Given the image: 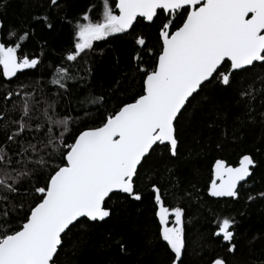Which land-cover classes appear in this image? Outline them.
<instances>
[{
  "label": "snow or ice",
  "instance_id": "obj_1",
  "mask_svg": "<svg viewBox=\"0 0 264 264\" xmlns=\"http://www.w3.org/2000/svg\"><path fill=\"white\" fill-rule=\"evenodd\" d=\"M113 3L114 7L103 0L101 19L94 20L85 12L83 22L75 23L73 50L63 60L76 68L60 66L51 83L69 95L76 87L82 89L76 101L84 116L90 118L88 103L98 109L108 102L105 95L89 90L95 64L94 42L132 35L136 25L148 22L157 28L159 47L149 48L145 35L133 36L132 61L140 78V91L130 102H122L112 111L105 109L98 125L81 128L82 118L61 116L56 110L59 101L48 100L43 89L38 95L24 91L20 100L14 98L19 92L6 91L0 105V264H56L73 229L113 217L114 198L142 201L140 181L152 155L163 149L171 157L178 156L179 123L190 100L208 84L217 82L230 88L239 72L264 68V0ZM6 4L7 0H0V10ZM61 4L62 0H48V10L32 19L52 29L53 10H59ZM3 27L0 19V29ZM8 35L16 37L17 31L10 30ZM29 35L26 30L18 39L23 41ZM20 50L19 42H0L4 77H16L18 72L42 63L41 57ZM100 55H104L103 50ZM80 72L83 75H78ZM125 78L135 79L127 74ZM68 80L76 82L73 89ZM122 85L123 81L117 79L113 91H121ZM255 93V88H243L239 93L252 120ZM89 96L95 98L88 101ZM260 116L264 121V112ZM256 166L251 154L242 155L238 166L216 159L208 193L238 199L242 182L247 183ZM151 191L159 235L174 254L172 264H183L187 246L185 208L165 206L159 185L153 183ZM259 196L264 198V192ZM234 228L235 221L226 217L213 233L228 244L230 252L237 247ZM115 242L121 251L126 250L125 241ZM212 264L228 261L218 257Z\"/></svg>",
  "mask_w": 264,
  "mask_h": 264
},
{
  "label": "trees",
  "instance_id": "obj_2",
  "mask_svg": "<svg viewBox=\"0 0 264 264\" xmlns=\"http://www.w3.org/2000/svg\"><path fill=\"white\" fill-rule=\"evenodd\" d=\"M109 3L114 7L113 0ZM46 10L48 0H7L5 8L0 10V19L4 21L0 42L9 45L19 42L23 54L42 59L37 68L22 70L12 78L4 77L0 66V105L4 103L6 91L19 92L20 95L14 98L20 100L24 91L38 95L43 89L48 100L59 101L56 110L61 116H80L81 128L96 126L102 121L105 109H117L140 91V78L135 74L132 61L133 36L145 35L150 41L147 46L156 50L159 47L157 28L141 22L135 26L132 35H117L94 42L95 64L89 90L96 95H105L108 102L98 109L88 103L89 118L77 104L76 96L82 89H73L76 82L67 81L73 89L69 95L51 80L55 70L62 65L75 70V64L63 60L73 50L75 23L83 22L85 12L94 20L101 19L103 0H62L60 9L53 10L52 29L42 21L32 19ZM10 30H16L17 36H9ZM26 30L30 32L29 37L20 41L18 36ZM126 74L135 79H126ZM117 79L122 80L123 85L121 91L114 92L112 85ZM262 80L264 68L257 66L239 72L232 87L225 88L213 82L191 99L179 123L178 156L171 157L163 149L152 155L140 181L144 199L114 198L113 217L107 222L73 229L56 264H172L174 254L159 235L157 206L151 191L153 183L160 186L165 206L185 208L187 246L183 264H211L218 257L225 258L228 264H264V198L259 196L264 192ZM243 88L256 89V99L252 102L254 120L249 118L246 101L240 98ZM94 98L89 96L88 101ZM76 131L74 127L73 133ZM68 142H71V136ZM244 154L253 155L257 166L247 183L240 187L239 198H212L207 189L215 160L221 158L237 165ZM249 196L254 199L249 200ZM226 217L235 221V252L228 251V244L213 235L218 223ZM118 239L126 242V250L121 251L115 242Z\"/></svg>",
  "mask_w": 264,
  "mask_h": 264
},
{
  "label": "water",
  "instance_id": "obj_3",
  "mask_svg": "<svg viewBox=\"0 0 264 264\" xmlns=\"http://www.w3.org/2000/svg\"><path fill=\"white\" fill-rule=\"evenodd\" d=\"M239 164V163H238ZM238 164L237 165H233V166H238ZM249 180V179H248ZM243 183V182H242ZM210 195V194H209ZM211 196V195H210ZM212 198H216V199H219V198H231V197H213V196H211ZM212 264V263H211Z\"/></svg>",
  "mask_w": 264,
  "mask_h": 264
},
{
  "label": "bare ground",
  "instance_id": "obj_4",
  "mask_svg": "<svg viewBox=\"0 0 264 264\" xmlns=\"http://www.w3.org/2000/svg\"><path fill=\"white\" fill-rule=\"evenodd\" d=\"M221 159V158H220ZM250 179V178H249ZM243 184V183H242ZM209 194V193H208ZM219 199H223V198H219Z\"/></svg>",
  "mask_w": 264,
  "mask_h": 264
}]
</instances>
